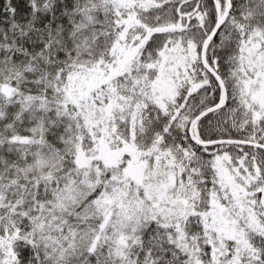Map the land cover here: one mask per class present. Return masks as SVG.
<instances>
[{
    "label": "snow or ice",
    "instance_id": "6c2138e0",
    "mask_svg": "<svg viewBox=\"0 0 264 264\" xmlns=\"http://www.w3.org/2000/svg\"><path fill=\"white\" fill-rule=\"evenodd\" d=\"M0 264H264V0H0Z\"/></svg>",
    "mask_w": 264,
    "mask_h": 264
}]
</instances>
